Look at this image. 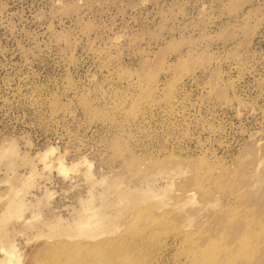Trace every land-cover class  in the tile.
I'll return each instance as SVG.
<instances>
[{"label": "rangeland", "instance_id": "1", "mask_svg": "<svg viewBox=\"0 0 264 264\" xmlns=\"http://www.w3.org/2000/svg\"><path fill=\"white\" fill-rule=\"evenodd\" d=\"M0 264H264V0H0Z\"/></svg>", "mask_w": 264, "mask_h": 264}]
</instances>
